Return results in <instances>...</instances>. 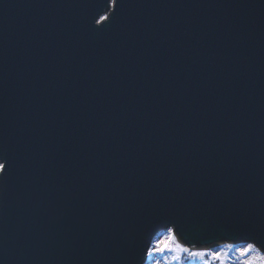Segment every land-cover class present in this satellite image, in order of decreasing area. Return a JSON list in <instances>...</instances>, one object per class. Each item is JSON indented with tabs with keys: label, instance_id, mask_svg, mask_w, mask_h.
<instances>
[{
	"label": "water",
	"instance_id": "1",
	"mask_svg": "<svg viewBox=\"0 0 264 264\" xmlns=\"http://www.w3.org/2000/svg\"><path fill=\"white\" fill-rule=\"evenodd\" d=\"M0 163V264L264 252V0H0Z\"/></svg>",
	"mask_w": 264,
	"mask_h": 264
},
{
	"label": "snow or ice",
	"instance_id": "2",
	"mask_svg": "<svg viewBox=\"0 0 264 264\" xmlns=\"http://www.w3.org/2000/svg\"><path fill=\"white\" fill-rule=\"evenodd\" d=\"M101 19L106 20L107 17H102ZM8 165L5 163H0V172L6 170ZM166 227V225H164ZM257 242H249L246 243L244 247L238 248L237 252L241 257H245V259L241 260V264H257V261H261V264H264V255H261L259 249L256 248ZM261 246L264 247V242L261 243ZM146 251L149 257L156 256V255H163L165 252H172L176 255L174 256L175 259H179V255L182 253H188L192 257L196 258H203L204 256H210L212 261H218L219 264H226L225 257L222 253L217 252H190L189 249L182 247L179 243L176 242L175 232L173 228H168V235L156 241L151 246H147L146 243ZM256 252V256L252 258L249 257V254L252 252ZM209 264V262H206Z\"/></svg>",
	"mask_w": 264,
	"mask_h": 264
},
{
	"label": "rangeland",
	"instance_id": "3",
	"mask_svg": "<svg viewBox=\"0 0 264 264\" xmlns=\"http://www.w3.org/2000/svg\"><path fill=\"white\" fill-rule=\"evenodd\" d=\"M168 235V230L161 231L158 233V235L154 238L152 244H154L156 241L161 240L165 238ZM177 243H179L176 240ZM180 244V243H179ZM245 244H220L218 246L207 248V249H199L196 248L194 250H189L190 252H217L222 253L225 257L226 264H241V260L245 259V257H241L239 253L237 252L238 248L244 247ZM257 248V247H256ZM259 249V248H257ZM259 252L261 255H264L263 252L259 249ZM176 254L172 252H165L163 255H156L149 257L148 262H145L144 264H206V262H209V264H219L218 261H212L210 256H204L203 258H196L190 256L188 253H182L179 255V259H175L174 256ZM256 256V252H252L249 254V257L252 258ZM257 264H261V261H257Z\"/></svg>",
	"mask_w": 264,
	"mask_h": 264
},
{
	"label": "bare ground",
	"instance_id": "4",
	"mask_svg": "<svg viewBox=\"0 0 264 264\" xmlns=\"http://www.w3.org/2000/svg\"><path fill=\"white\" fill-rule=\"evenodd\" d=\"M175 237H176V235H175ZM176 240H177V241L180 243V245H181L182 247H184V248H187V249H189V250H194V249H195V248H191V247L186 246L185 244H183V243L179 240L178 237H176ZM148 260H149V257L147 258L146 262H148Z\"/></svg>",
	"mask_w": 264,
	"mask_h": 264
}]
</instances>
